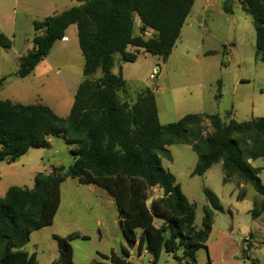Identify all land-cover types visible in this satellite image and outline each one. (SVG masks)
Wrapping results in <instances>:
<instances>
[{"label": "trees", "instance_id": "1", "mask_svg": "<svg viewBox=\"0 0 264 264\" xmlns=\"http://www.w3.org/2000/svg\"><path fill=\"white\" fill-rule=\"evenodd\" d=\"M241 2L254 25L255 57L264 63V0ZM194 3L88 0L45 21H34L33 50L20 59L17 77L31 75L55 43L65 38L69 27L76 25L86 79L79 85L67 117L43 104L0 100V162L15 163L31 149L49 148V137H62L67 145L75 146L71 150L75 161L67 170L59 167L51 174H36L32 189L12 186L0 198V264H37L36 253L23 249L33 232L53 224L61 205V185L67 179L97 185L115 198L128 248L137 247L139 255L147 249L153 264L162 253L181 264H197V253L207 250L215 214L223 207L214 192L204 189L208 205L203 208L201 227L196 226V204L188 200L175 176L162 164L163 159L172 161L168 147L175 144L189 145L197 155L193 176H203L222 163L225 183L234 177L251 184L263 196L261 202L254 203L251 216L256 219L264 213L261 169L250 163L264 160V117L223 122L217 114H188L178 122L162 125L152 89L140 92L134 103L120 99L127 82L121 70L113 73L115 57L134 63L146 53L167 61ZM222 9L232 15L233 1L223 0ZM136 18L141 22L139 34H135ZM147 29L156 34L140 36ZM11 45V40L0 33V48L9 50ZM37 55L41 57L35 59ZM98 71L101 76L90 79ZM5 80L0 79V91ZM220 96L218 90L216 99ZM206 120L211 134L206 133ZM155 188L162 196L148 204ZM238 197L243 199L245 192ZM157 219L162 220L160 227L155 226ZM54 238L59 259L53 264H76L73 238ZM247 250L243 251L244 258H249ZM100 256L110 264H133L127 248L121 255Z\"/></svg>", "mask_w": 264, "mask_h": 264}, {"label": "crops", "instance_id": "2", "mask_svg": "<svg viewBox=\"0 0 264 264\" xmlns=\"http://www.w3.org/2000/svg\"><path fill=\"white\" fill-rule=\"evenodd\" d=\"M68 1L67 0H0V33L4 34L7 38L11 40L12 45L9 50L13 51V55H14L12 60L11 59L8 60L7 57L5 56L6 54H1L0 52V79L6 78L3 87L1 88L0 95L9 80L12 81L11 85H13L12 88L11 85L9 88L10 97H6V99L0 98V100L2 101L9 100L24 105L43 104L50 107L57 115L61 117H67L69 115L72 105L74 103V98L77 89L79 85L86 79L84 73L81 75L80 73H78V71L77 72L73 71L70 68V66H72L75 63V59H77L78 69L81 68L83 70L84 67V58L81 49L79 47L77 26L72 25L71 27H69V29L66 31L65 38L63 40L56 42L53 48L51 49L49 55L45 57L35 67L33 73L23 79L17 77V72L19 69V61L29 51L33 50V41H32L33 36L31 38L25 39L24 43L16 42V33H17V25L19 23V16L24 19V22L27 26L30 25L33 28L34 21H45L50 17L61 14L62 12L67 11L72 7L76 6L75 3L71 2L70 0ZM222 3L223 0H195L193 8L181 30L180 38L177 41V43L179 41H182L183 36L185 35L186 40L189 42L191 41L193 45H195L196 53H194L193 61H195L197 64L199 63V65L202 68L201 75L197 76L198 77L197 88L201 91V93H199L195 97L192 96L189 100L192 103L196 104L197 111H192L188 114H200L204 116L217 114L220 116L223 122H228L229 120H235L239 122L238 120L239 108L247 104L249 105L248 111H244V114H242L243 119H241L242 120L241 122L249 121L253 118L264 117V115L258 114L259 111L264 112V100L261 99L256 100V98L252 99L251 96L247 94H241L238 100L235 99V94L241 91L240 87H242L245 84H248L250 79H246L241 74L237 75L235 72H232L228 69H225L224 70L225 72H222L220 78H218L210 70L209 68L210 65L205 66L206 62H209L210 56L214 54L212 53L213 51H209L207 50V48L203 46L202 36L203 35L205 36L204 30H206V28L209 29L211 28L216 17H220L221 14L228 15L224 13L222 9ZM238 10H243V7L241 6L234 7V12L232 16H235L236 11ZM140 27H141V22L138 18H136L135 34H139ZM177 43L172 53L178 50ZM233 46L235 48L234 44ZM0 50H5V49L0 48ZM129 50L134 51L133 48H129ZM189 54L190 52L188 49L186 52H183V55L185 56H189ZM141 55L150 56L149 54L146 53H142ZM169 58L167 59V61L169 60ZM118 59L120 60V58ZM167 61H165L164 63H167ZM136 62L134 63L126 62L120 64V67L118 69L119 70L118 73L121 70L122 75L125 81L127 82L126 89L120 92L119 95L124 93L122 95L127 99L126 101H129L131 103H134L136 101L137 96L140 92H142L147 88L152 89L151 86L148 85H142L134 89L130 87V83H134L135 78L133 75V70L131 67H129V65H134L136 64ZM160 75L158 77H160ZM100 76H101V72L98 71L95 75L91 76L90 79H97ZM213 86H216L214 92H212ZM54 89L55 90L57 89L59 91L62 90L64 96L67 99L64 97L65 98L64 100L61 99L58 100V102L53 105H48L45 98L49 96H54V93L52 92ZM208 89H210L211 91L207 93ZM227 89H231V92L233 93V101L230 103L229 107L225 109L224 107H222L221 110V105L224 101L226 95L225 91ZM218 90H220L221 93L219 100L216 99ZM153 92L155 94L154 90ZM165 92L167 91L162 90V93ZM261 95H264V93H262ZM68 97H70V99ZM155 98H156L160 123L162 125L168 124L167 122L162 121V118L164 117V110L166 111L167 109H164L163 106L162 109L163 117H161V108L158 100L159 96H156L155 94ZM213 103L216 104V106H218V109H220V111L212 113ZM208 123L209 121L206 120L205 124L210 125ZM49 142H50L49 148L41 149L42 152H36L37 155H40L41 161H32L29 159L24 164H21L22 168L27 167L30 171L32 169L36 170L32 179L33 182L32 187H27L29 189H32L34 186V177L36 174L48 173L53 168H59V167H63L65 168V170H67L71 165H73L75 161V158L71 153L72 156L69 158L67 157V159L65 160L66 163L70 164V166L67 168L64 165H62L63 163H61V161L57 158L58 151H56L54 154L48 157V153L51 152L54 147L52 137H49ZM75 148H76L75 146L71 149L68 148L67 151L71 152V150ZM33 150L34 149L29 150L27 154L20 157L19 160H16L15 163H11V164H8L6 162H0V163L7 164L9 167H16L21 163V161L25 157H29L28 155H31V153H33L32 152ZM45 161L47 162L44 163ZM250 163L252 164L253 167L261 169L260 178L262 183L264 184V160L263 159L250 160ZM218 164H221L223 169V164L222 163H218ZM216 165L210 168L203 176H199V177L201 178L206 177L205 178L206 180L211 179L215 173ZM192 172L190 176H193ZM223 173H224L223 177L225 179L226 175L224 169H223ZM71 181H74L75 183L81 185V187L84 189V191H86L89 194V196H92L96 199L93 202H89V201L86 202L83 207V212L78 214V217L80 219L88 216L89 217L91 216L94 219L93 235H90L85 231H80L79 229L75 231L72 228L71 222H66L63 219L62 220L58 219V213L62 205L61 202L60 208L57 212L53 224L49 227L33 232L30 236L29 243L24 247L23 250L29 254L36 253L37 264H53L59 259V249H58L57 241L54 238L55 236L59 238L72 237L73 240L71 244L73 247V252H74V242L80 240L83 241L92 240V236H93L98 241L96 252L99 261H97L96 263L101 262L105 264H110L109 261L102 259L100 255H105V256H111L112 254L121 255L123 248H127L130 254L129 261L132 262L133 264H136L133 262L134 255L137 254L140 258L142 257L138 254L137 247L128 248L127 246V243L124 239L123 233L119 225L118 206L115 198L111 196L107 190L97 185L94 184L83 185L79 183L78 180L67 179L65 182L62 183V185ZM230 182L236 184V191L235 193L232 194L234 197V202L232 207L236 209V211L239 213L240 207H242L243 203H246L244 204L245 208L251 214L254 209V203L261 202L263 200V196H261L259 193L256 192V194H254L251 197V199H249L248 191L250 187H253L251 184L241 182L234 177L231 178L227 183L225 182L224 183L228 184ZM14 186H18V185H14ZM19 187H25V186H19ZM208 187L211 188L210 186ZM209 188L205 187L204 189H209ZM8 189L5 191V193L8 191ZM153 191L157 193L156 198L162 196L161 190L155 188L153 189ZM211 191L214 192L213 190ZM242 191L245 192V197L243 199H239L238 196ZM5 193L3 192L0 193V198L3 197ZM189 201L191 203H194L191 200ZM47 229H50L51 232H46ZM214 230H215V217H214V224L212 227V231ZM221 233L223 235L232 234L226 231H221ZM246 236H250L253 241L252 243L249 244H245L243 241L244 243L243 247L244 249H248L247 251L249 253L251 251V248L254 245H256V241H258L259 239H264V213L260 217L253 219V227L244 234V237ZM43 246H47L48 248L50 247L48 252L43 249ZM74 262L77 263L75 260V252H74Z\"/></svg>", "mask_w": 264, "mask_h": 264}, {"label": "rangeland", "instance_id": "3", "mask_svg": "<svg viewBox=\"0 0 264 264\" xmlns=\"http://www.w3.org/2000/svg\"><path fill=\"white\" fill-rule=\"evenodd\" d=\"M204 31L205 36H202V44L207 50L213 51L212 53L214 54L210 56L209 62H206L205 66L210 65V70L218 78H220L222 72H225V69H228L237 75L241 74L246 79H250L248 84L240 87L242 92H237L235 99L238 100L241 94H247L252 99L264 100V95H261L264 93V63L258 61L255 57V29L252 18L243 10L236 11L235 16L221 14L220 17L215 18L211 28H206ZM33 35L34 29L30 25L27 26L24 19L19 16L16 42L24 43L25 39L31 38ZM177 46L178 50L171 54L167 63H164L158 56L141 55L136 64L129 65L133 70L135 78L134 83H130V87L134 89L142 85L151 86L156 96H159L161 117H163V106L164 109H167L166 111L164 110L162 121L168 124L178 122L184 116L188 115V113L197 111L196 104L189 100L192 96L195 97L201 93L197 88V76L201 75L202 68L199 63L197 64L193 61L194 53H196L195 45L191 41H187L184 35L182 41L177 43ZM187 49L190 52L189 56L183 55V52H186ZM0 52L1 54H6L5 56L8 60H12L14 56L13 51L10 50H0ZM118 58L119 56H116L115 66L113 68L114 74L118 73L120 64H123V60H119ZM156 66L161 68V75L157 80H150V75ZM70 68L73 71H78L81 75L83 74V70L77 68V59H75V63ZM11 84L12 81L9 80L0 95L1 99L10 97L9 88ZM215 89L216 86H213L212 92ZM162 90L167 92L162 93ZM210 91L208 89L207 93ZM52 92L54 96L45 98L48 105H53L58 100H64L66 98L62 90L54 89ZM122 94L120 95V99L126 101L127 99ZM225 94L221 110L222 107L224 109L229 107L233 101L231 89H227ZM68 98L70 99V97ZM248 107L249 105L245 104L239 108V122L242 121V114H244V111H248ZM212 111V113H215L220 111V109L213 103ZM258 114L264 115V112L259 111ZM205 127L206 133L211 134L213 131L211 125L205 124ZM52 140L54 147L48 153V157L58 151L57 158L63 163L62 165L68 168L70 164L66 163L65 160L72 155L67 149H71L74 146L67 145L62 137H52ZM168 149L171 152L172 161L163 159V167L175 176L177 183L182 187L183 193L189 200L196 204V226L201 227L203 208L208 205V201L204 195L205 187H211L209 189L213 190L219 197L224 209V211L218 212L215 215V230L209 236L207 250L201 249L198 251L197 264H210L209 260L211 264H252V260H256V264H264V239L256 241V245L251 248V251L249 253L247 251L249 258H244V234L253 227V218L245 208L244 204L246 203H243L242 207H240L239 213L232 207L234 202L232 194L236 191V184L233 182L228 184L224 183L222 165L217 164L215 166V173L209 180H206V177L190 176L197 161V155L191 146L175 144L169 146ZM32 152L31 155H28L29 157H25L16 167H9L7 164L0 163V193H5L9 187L14 185L32 187V179L36 170L32 169L30 171L27 167H21V164H24L29 159L32 161H41L40 155L36 154V152H42L41 149H34ZM61 191L62 205L58 213V219L71 222L72 228L75 231L79 229L80 231H85L93 235L94 219L91 216L80 219L78 214L83 212V207L86 202H93L96 199L89 196L81 185L74 181L63 184ZM254 194H256V191L253 187H250L248 198L251 199ZM151 196L152 198L150 199H155L157 193L152 190ZM161 225L162 220L157 219L155 226L160 227ZM221 231L232 234L223 235ZM46 232L51 231L47 229ZM97 245L98 241L93 236L92 240L74 242L76 264H96L99 261L96 252ZM43 249L48 252L50 247L43 246ZM133 262L136 264H153L152 259L148 255L140 258L135 254ZM156 264L181 263L173 259L171 255L162 253Z\"/></svg>", "mask_w": 264, "mask_h": 264}, {"label": "built area", "instance_id": "4", "mask_svg": "<svg viewBox=\"0 0 264 264\" xmlns=\"http://www.w3.org/2000/svg\"><path fill=\"white\" fill-rule=\"evenodd\" d=\"M71 2L75 3L77 6L85 4L88 0H70ZM156 32L152 29H147L144 33L140 34V36L144 38L152 37ZM161 68L156 66L153 68L152 74L150 75V80H157L158 76L160 75ZM52 170L48 172V174H51ZM252 238L250 236H246L244 238V243L249 244L252 243ZM144 255H148L151 259H153V256L150 254V252L147 249H144L141 257Z\"/></svg>", "mask_w": 264, "mask_h": 264}, {"label": "water", "instance_id": "5", "mask_svg": "<svg viewBox=\"0 0 264 264\" xmlns=\"http://www.w3.org/2000/svg\"><path fill=\"white\" fill-rule=\"evenodd\" d=\"M232 1H233V5H234V7H236V6H241V7H243V3L241 2V0H232ZM48 25H49V23L46 22V23H45V27H48ZM40 57H41L40 55H37L35 59H39ZM123 63H126V62L123 60ZM17 160H19V158H18ZM152 201H153V199H150V200L148 201V204H151Z\"/></svg>", "mask_w": 264, "mask_h": 264}]
</instances>
